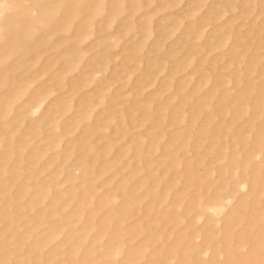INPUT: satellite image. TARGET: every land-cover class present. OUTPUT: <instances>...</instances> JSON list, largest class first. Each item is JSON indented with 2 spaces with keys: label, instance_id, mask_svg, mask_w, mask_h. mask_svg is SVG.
I'll list each match as a JSON object with an SVG mask.
<instances>
[{
  "label": "bare ground",
  "instance_id": "1",
  "mask_svg": "<svg viewBox=\"0 0 264 264\" xmlns=\"http://www.w3.org/2000/svg\"><path fill=\"white\" fill-rule=\"evenodd\" d=\"M146 4L144 0H0V264L100 260L102 264H264V164L256 163L260 157L264 162V66L259 51L251 58L234 55L231 79L213 67L220 77L214 87L232 84L233 91L213 87L198 98L210 82L206 75L187 94L182 91L188 82L179 84L175 98L159 106L135 97L132 106L117 110L111 96L102 91L98 103L103 111L96 110L89 95L76 110L79 114L63 126L56 116L52 118L45 149L34 144L45 129L40 119L23 131L25 112L17 106L34 97V89L41 85L38 77L61 63L67 64L63 76L74 72L85 59L84 41L92 36L97 42L101 17L107 18L103 28H109L116 17L133 16ZM244 11L247 14L248 9ZM149 23L147 19L143 27L146 37ZM263 32L264 21L254 23L249 38ZM254 77L258 80L252 82ZM58 81L62 86L63 78ZM50 92L35 96L42 100ZM75 106L56 100L51 113L59 109V115H67ZM16 111L21 120L7 121ZM186 111L189 126L203 123L197 136L180 129L166 139L163 131L181 123ZM212 118L218 122L210 127ZM235 123L248 127L235 130ZM137 126H148L149 134L115 153L118 141ZM77 129L86 138L63 149L61 139ZM49 151L54 152L50 158ZM223 161L216 174V165ZM60 168L63 181L72 186L70 190L75 188L66 195L56 191ZM49 172L55 174L47 177ZM217 178L220 184L215 186ZM98 188L111 190L96 196ZM12 191L17 199H12ZM64 199L75 204L69 215L70 204ZM40 204L46 209L31 214ZM50 218L61 223L37 233ZM19 224L26 226V232H19ZM79 224L84 225L75 229ZM66 233L62 245L45 252Z\"/></svg>",
  "mask_w": 264,
  "mask_h": 264
},
{
  "label": "rangeland",
  "instance_id": "2",
  "mask_svg": "<svg viewBox=\"0 0 264 264\" xmlns=\"http://www.w3.org/2000/svg\"><path fill=\"white\" fill-rule=\"evenodd\" d=\"M144 1L149 2V4H146L144 8L133 16H128L126 13L121 14L113 20L114 23L112 22L109 28H103L107 23V18L101 17L100 24H102V29L97 35L96 42L98 45L95 47L96 43L93 42L94 38L92 36L84 41L83 51L85 52V59L78 68L74 72L63 76V69L67 67L66 63L51 66L46 75L38 77L41 85H38L33 91L35 94L51 91L49 95L45 99L39 100L34 94V97H29L18 103L17 110L19 108V110L21 109L20 111L25 112V118L21 122L26 127L23 131L29 127L32 121V123H36V121L38 123L39 119V124L45 127L40 138L34 141V144L39 149L46 148L47 137L51 136L46 128L51 123L52 118L56 116L63 126L68 118L70 119L75 114H79L77 111L80 109L81 102L87 101L89 95H92V102L95 103L97 111H103L102 105L98 103V96L102 91H106L111 96V103L116 110L129 105L132 106L135 97L142 98L143 104L151 102V105L156 107L166 100L175 98V88L179 84L183 82L189 83L183 89L185 91H182L187 94V91L189 93V89L191 90L193 87L192 85L206 75L211 77L210 84L208 83L200 93H197L198 98L204 97L208 90L210 91L217 87L222 92L224 90L233 91L234 87L232 84L214 87V84H219L220 77L215 74L213 67L225 79H231L233 77V75L231 77V74L234 73V70L229 64L233 62L232 57L239 53L246 58H251L254 53L259 51L260 57H263L261 63L264 66V32L255 39L249 38L253 24L264 21V0H255V4L253 2L247 5L245 0ZM230 3L233 4L232 7L229 6ZM244 8L248 9L246 11L247 14H245ZM147 19H150L147 28L149 31L148 37L143 32ZM127 29H129V32H125ZM239 37L243 38L242 42L238 41ZM59 78H63L62 86L59 84ZM167 80L171 81L170 85H166ZM255 80L257 81L258 78L254 77L251 81L255 82ZM56 100L72 101L76 106L67 115H59V109L51 113V110L55 108L52 106ZM217 103V100L212 101L214 107L217 106ZM38 105L39 107H37ZM36 109L38 111L34 115L33 113ZM188 110L189 108H187ZM187 111L185 112L184 120H182L183 123L175 125L177 127H167L165 132L163 131V134L166 133L164 134L166 139L180 129L186 131L191 137L195 138L197 136L203 123L201 121L189 126L187 124L189 117ZM17 114L18 112L16 111L7 121L21 120V117H15ZM229 120L231 121L230 117ZM210 121H212L209 122L210 127H213L218 122V120L215 122L214 118L210 119ZM246 126L248 127L246 123H235L232 128L245 130V128L247 129ZM149 132L148 126L132 128L127 137L118 141L115 153L123 150L135 138H145ZM83 138H86V134L83 133L82 129H77L73 134L61 139V147L67 149L70 144L79 142ZM210 138L212 141L213 137L211 136ZM208 141L211 142L210 140ZM99 143L100 145L104 144L103 140H100ZM192 145L195 147L196 143L194 142ZM48 154L50 158L54 152L49 151ZM193 155L192 152L189 153V156ZM159 157L160 152L155 155V158L159 159ZM127 158L130 157L127 156ZM260 158L258 161L256 159V163L264 164L263 159ZM224 165V161L216 165V174H218L219 168ZM58 171L57 174L59 173L61 182L56 187L59 191L57 189L56 191L58 193L62 192L60 193L61 195H66L75 188L73 186V189L70 190L72 186L63 181V169L60 168ZM75 172L76 175L80 173L77 169H75ZM54 174L49 172L47 177ZM219 181L217 178L215 186L220 184ZM108 188H98L96 196L106 194L108 190H111ZM244 192L245 190H242L241 193ZM11 194L12 199H17L15 191H12ZM229 195V193L225 195L226 199H230L228 198L230 197ZM24 200L26 203L29 198L25 197L23 198ZM235 202L236 200L230 202L229 205H233ZM63 203L70 204L68 210H66V214L69 215V209L71 210V208L75 207V204L71 200L66 201L65 199ZM45 205L40 204L31 214L43 211V209H46ZM225 210L224 212L228 213L229 207ZM24 214L28 217L30 213ZM209 214L213 215L212 211ZM193 218L198 220L197 215ZM193 218L192 220L195 221ZM60 223V219L50 218L45 226L39 228V231L37 230V233H47L50 227ZM204 224V220L201 219L198 228H204ZM82 225L84 224L77 225L75 229L80 228ZM17 229L21 233L27 230L26 226L24 227L22 224H19ZM194 234H198L197 231ZM67 235L66 233L54 243L45 247V252H50L62 245ZM196 242L197 245H201L200 239ZM102 263L103 260H100L98 264Z\"/></svg>",
  "mask_w": 264,
  "mask_h": 264
}]
</instances>
